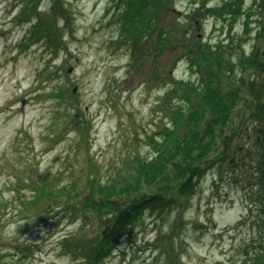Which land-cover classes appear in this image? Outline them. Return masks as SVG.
<instances>
[{"label":"rangeland","instance_id":"obj_1","mask_svg":"<svg viewBox=\"0 0 264 264\" xmlns=\"http://www.w3.org/2000/svg\"><path fill=\"white\" fill-rule=\"evenodd\" d=\"M225 2L175 0L176 15L185 22L200 5ZM113 4L0 0V264H81L64 252L61 240L71 234L99 237L100 219L92 218L83 229L82 219L61 204L48 198L29 204L33 179L46 176L55 189L65 184L72 189L97 168L104 180L124 173L136 152L154 156L152 139L170 121L164 96L176 80L197 79L179 45L147 62L133 60ZM235 12L229 20L224 12L204 20L191 17L197 20L196 40L229 42L230 33L245 35L251 22L246 50L255 47L262 55L264 0H245ZM44 23H53L63 37L58 51L36 35ZM162 70L167 77L154 80L153 73ZM243 74L256 88L263 82L264 74L252 68ZM242 94L228 127L235 135L230 156L196 178L191 194L181 195L176 188L175 206L146 212L104 264H254L259 257L264 264L260 205L242 163V155L255 149L257 134L247 119L255 101L247 87ZM85 120L91 123L89 137L81 127Z\"/></svg>","mask_w":264,"mask_h":264},{"label":"trees","instance_id":"obj_2","mask_svg":"<svg viewBox=\"0 0 264 264\" xmlns=\"http://www.w3.org/2000/svg\"><path fill=\"white\" fill-rule=\"evenodd\" d=\"M244 1L226 0L223 6L202 4L185 22H181L176 15L175 0H113L111 9H117L116 19L122 28L123 41L132 47L133 60L147 62L155 55L161 56L172 45H179L184 49L182 54L192 63L197 79L176 80V86L164 96L163 99L168 100L170 121L152 139L154 156L145 158L136 152L124 173L119 172L104 180L97 168V172L90 173L82 185L72 189L70 184L55 189L52 179L48 180L46 176L33 179L30 185L35 192L29 204L44 198L58 203V206L61 204L72 211V217L82 219L83 229L93 223L92 218L100 219L99 226L104 229L99 237L83 238L71 234L61 240L64 252L81 264H104L146 212L175 206L178 203L173 194L176 188L181 195L191 194L196 178L224 163L231 154L230 144L235 136L229 134L228 127L244 99V87L255 101L247 119L261 140L256 136L255 149L251 148L242 155V163L257 192L256 201L263 219L258 222V237L264 241V92L260 87L256 88L252 80L246 83L243 74L249 68L263 73L264 61L255 47L250 53L246 50L249 38L253 37L249 22L247 35L230 33L229 42L211 43L196 40L193 26L197 20L192 22L191 19L198 16L204 20L211 14L221 17L223 12L226 20L232 19ZM234 22L235 19L231 26ZM37 28L36 35L47 38L56 51L61 48L64 40L55 33L53 23H44ZM261 36L259 32L257 38ZM161 73L154 72L152 78L161 81L167 77V71ZM240 80L246 85L239 84ZM176 97L182 101H177ZM90 124L87 120L81 124L88 129V137L91 136ZM238 128L241 129L240 125ZM34 175L35 172L30 177ZM1 220L0 214V226ZM1 234L0 231V239ZM261 263L260 257L254 262Z\"/></svg>","mask_w":264,"mask_h":264},{"label":"flooded vegetation","instance_id":"obj_3","mask_svg":"<svg viewBox=\"0 0 264 264\" xmlns=\"http://www.w3.org/2000/svg\"><path fill=\"white\" fill-rule=\"evenodd\" d=\"M253 16H254V15H253ZM250 23H251V22H250ZM261 58H262L263 61H264V51L262 52ZM261 74H262V73H261ZM263 74H264V71H263ZM259 87H260V88L263 90V92H264V78H263V82L260 84ZM254 132H255V131H254ZM257 137H258V139L261 140V137H260L259 135H257ZM251 148H252V147H251ZM230 162H231L232 165L237 164V163H233V159L230 160Z\"/></svg>","mask_w":264,"mask_h":264},{"label":"water","instance_id":"obj_4","mask_svg":"<svg viewBox=\"0 0 264 264\" xmlns=\"http://www.w3.org/2000/svg\"><path fill=\"white\" fill-rule=\"evenodd\" d=\"M71 70H72V69H71ZM71 70H70V71H71ZM76 90H77V87H75L73 91L76 92Z\"/></svg>","mask_w":264,"mask_h":264}]
</instances>
